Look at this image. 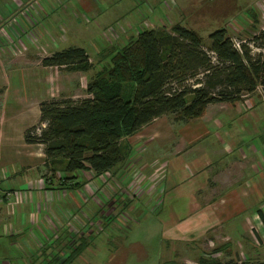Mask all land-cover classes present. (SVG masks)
I'll return each mask as SVG.
<instances>
[{
    "label": "crops",
    "instance_id": "obj_1",
    "mask_svg": "<svg viewBox=\"0 0 264 264\" xmlns=\"http://www.w3.org/2000/svg\"><path fill=\"white\" fill-rule=\"evenodd\" d=\"M110 1L114 2L0 0L3 234L7 232L6 236L13 238L31 232L30 239L38 250L47 247L50 237L64 239L67 244L62 247L72 250L76 247L71 242L84 241L87 247L99 234L105 239L102 245H109L108 239L119 231L114 223L123 224L126 210L131 213L136 202L151 199L173 209L162 218L167 222V232L202 218L206 224L199 228L198 238L214 227L243 232L238 227L245 228V221L234 223L233 212L237 216L246 213L245 220L252 221L257 216L256 209L264 216V139L256 143V137L261 136L255 126L262 109L254 111L249 96L231 104H209L200 118L189 121H178L170 115L152 120L121 141L126 156L115 169L107 171L104 182L90 171H80L60 185L56 177L47 178L42 147L24 143V131L38 120L40 102L78 100L81 77L85 78L84 95L79 99L87 97L88 76L43 67L41 59L59 47L80 48L77 44L95 39L97 32L120 21L126 26L132 23L131 7L119 9L118 0ZM38 39L49 45L42 56L30 50ZM14 42L19 48L7 49ZM100 54L97 52L95 58ZM88 60L93 61L89 56ZM254 96L262 97V93L256 91ZM132 182L143 189L138 201L126 198ZM6 192L11 194L9 200L3 199ZM14 193L23 197L15 199ZM247 256L257 258L256 254Z\"/></svg>",
    "mask_w": 264,
    "mask_h": 264
},
{
    "label": "trees",
    "instance_id": "obj_2",
    "mask_svg": "<svg viewBox=\"0 0 264 264\" xmlns=\"http://www.w3.org/2000/svg\"><path fill=\"white\" fill-rule=\"evenodd\" d=\"M206 41L204 47L194 31L177 24L143 29L124 45L101 50V66L86 83L87 97L40 102L38 120L24 131L23 141L42 147L47 178L56 177L61 185L80 171L100 175L115 169L126 156L121 141L160 116L189 121L200 118L209 104L239 102L256 90L264 95V29L249 40L257 53L249 42L239 41L235 49L223 28ZM40 63L65 72L92 68L85 51L75 47ZM255 213L264 229V216ZM84 247L80 242L63 261ZM199 263L264 264V257L225 262L207 257Z\"/></svg>",
    "mask_w": 264,
    "mask_h": 264
},
{
    "label": "rangeland",
    "instance_id": "obj_3",
    "mask_svg": "<svg viewBox=\"0 0 264 264\" xmlns=\"http://www.w3.org/2000/svg\"><path fill=\"white\" fill-rule=\"evenodd\" d=\"M109 2H114L110 1ZM119 9L130 12L133 20L130 25L120 21L106 30H100L95 39L80 42L78 47L93 60L92 68L83 76L90 78L101 66L97 52L111 46H122L130 38H134L138 31L147 28L163 27L169 30L177 24L185 29L194 31L203 39L204 47L207 44V36L218 29H225L228 37L236 42L248 43L250 37L257 30L264 29V0H118ZM122 11V10H120ZM86 20V19H83ZM95 24V22H92ZM156 26V27H155ZM59 30V27L56 28ZM63 33H60L62 36ZM20 41L25 44L23 38ZM94 42V43H91ZM61 43V42H60ZM63 46V44H61ZM252 53L258 49L250 45ZM19 48L16 42L6 46ZM36 55L42 56L49 50V45L43 39L30 48ZM62 50L61 47L53 51ZM85 78L81 77L84 83ZM78 86V99L84 95V90ZM260 91V90H256ZM256 91L249 97L255 105L254 111H260V118L257 120L256 131L261 137H256V143L264 139V95L256 98ZM157 183L161 184L162 181ZM129 200L138 196L126 193ZM138 192L136 193V195ZM142 195V194H141ZM137 206L130 213L126 210V218L123 224L114 223L118 226V234L109 238V245H102L105 239L102 235H95L87 247L80 250L68 262H64L65 256L72 251L68 249L63 240H50L45 243L44 250L37 249L34 240L30 239L31 232L25 231L23 235L6 236L0 226V264H200L199 259H217L225 262L228 259L241 260L247 258L248 254H256L257 257H264V229L259 219L255 216L245 220L246 213L236 215L233 212L231 220L238 223L244 219L243 232L227 231L224 227L214 230L216 227L205 232L202 238H198V230L206 224L205 218L197 222L190 220L185 227L180 224L167 232L166 212L173 210L168 205H159L155 200L138 201ZM159 205V206H158ZM131 210V209H130ZM236 225H232L235 227ZM35 235V234H34ZM36 236V235H35ZM49 236V235H48ZM184 236L183 239H177ZM257 236V237H256ZM226 238V239H225ZM222 239V240H221ZM248 240V241H247ZM37 242V241H36ZM76 243V244H75ZM79 242H71V246ZM217 249H221L218 252ZM66 254L65 256H63ZM262 254V256H261ZM63 261V262H62Z\"/></svg>",
    "mask_w": 264,
    "mask_h": 264
},
{
    "label": "built area",
    "instance_id": "obj_4",
    "mask_svg": "<svg viewBox=\"0 0 264 264\" xmlns=\"http://www.w3.org/2000/svg\"><path fill=\"white\" fill-rule=\"evenodd\" d=\"M232 43H233V47L238 50L239 49V42H236V41L232 40ZM208 55L211 56L212 53L208 52ZM108 173L109 172L106 171V172L102 173L104 176H102V174H100L101 176L98 175L99 176L98 177L99 181H101V182L103 181L104 182V179H105V177H107ZM142 190H143L142 187H140L138 184L133 183V182L128 188V192L129 193H132V195L138 196V197H140L141 194H143ZM123 191L126 192V190H123ZM128 192H126V193H128ZM137 192H138V194L136 195ZM10 197H11V194L9 192L4 193V195H3V199L9 200ZM22 197H23V195L21 193H14V198L15 199H19L20 200Z\"/></svg>",
    "mask_w": 264,
    "mask_h": 264
}]
</instances>
